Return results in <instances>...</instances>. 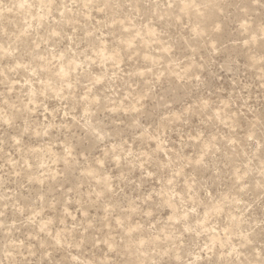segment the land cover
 <instances>
[{
	"label": "rangeland",
	"instance_id": "obj_1",
	"mask_svg": "<svg viewBox=\"0 0 264 264\" xmlns=\"http://www.w3.org/2000/svg\"><path fill=\"white\" fill-rule=\"evenodd\" d=\"M262 250L264 0H0V264Z\"/></svg>",
	"mask_w": 264,
	"mask_h": 264
},
{
	"label": "snow or ice",
	"instance_id": "obj_2",
	"mask_svg": "<svg viewBox=\"0 0 264 264\" xmlns=\"http://www.w3.org/2000/svg\"><path fill=\"white\" fill-rule=\"evenodd\" d=\"M262 251H264V250H262ZM259 264H264V260H261V261L259 262Z\"/></svg>",
	"mask_w": 264,
	"mask_h": 264
}]
</instances>
